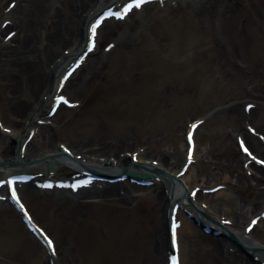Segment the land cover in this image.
Returning a JSON list of instances; mask_svg holds the SVG:
<instances>
[{"label":"rangeland","instance_id":"1","mask_svg":"<svg viewBox=\"0 0 264 264\" xmlns=\"http://www.w3.org/2000/svg\"><path fill=\"white\" fill-rule=\"evenodd\" d=\"M227 1L172 0L160 7L147 6L122 23H105L100 30L99 48L63 92L80 106L72 110L60 108L50 120L52 127L40 128L32 140V149H40L46 135L51 136L55 153L61 152L60 144L76 153L80 146L97 139L106 145L104 157L117 152L130 160L131 154L145 151L148 163L153 159L177 170L185 157L184 133L188 123L202 120L196 131L198 163L190 174V188L225 184L227 189L219 195L199 192L198 204L209 216L216 214L215 220H230L229 229L233 224L244 229L250 219L247 208L257 193L243 169L246 160L235 140L236 136H249L247 125L264 135V0H237L235 13L215 17L214 12L221 11ZM12 2L3 0L4 10ZM203 2L210 6L213 17L194 15L195 7ZM86 10L88 7L83 12ZM69 40L71 36L54 49L52 58L70 51ZM109 43L113 48L107 49ZM230 47L235 51L231 58L227 52ZM3 74L0 73V84ZM41 92L40 98L47 97L43 96L44 90ZM24 93L23 98L28 94ZM6 96L0 85V114L6 130L11 132L0 133L11 136L15 126ZM247 104H254L257 112L248 122H238L231 110L244 113ZM41 112L39 117L43 118L48 111L44 108ZM36 119L31 122L36 124ZM251 140L263 150L260 140L252 136ZM3 143L10 141L4 139ZM41 153H32L31 159L43 157ZM27 171L40 172L37 168ZM71 173L72 170L61 168L57 174L62 177ZM240 173L251 181L242 182ZM118 191L115 187L107 199L92 194L87 200L92 208L83 211L73 208L70 197L61 202L55 192L23 193L22 198L34 219L54 239L56 264H110L107 259L100 263V251L94 246L103 247L100 242L104 239V245L112 239L129 245L132 252L136 250L137 255L129 260L132 264H165L166 253L155 252L149 243L167 237L165 213L151 206L157 194L123 186L120 193L129 199L121 203ZM140 200L147 210L142 218L133 221L130 210ZM201 233L192 224L183 228L182 264H208L207 248L212 244L200 246L192 242V236ZM250 239L256 243L264 241V222ZM218 243L220 248L224 244ZM226 244L234 248L235 258H248L233 243ZM226 248L222 247L225 253ZM0 264H49L44 248L25 230L19 215L7 203L0 206Z\"/></svg>","mask_w":264,"mask_h":264},{"label":"bare ground","instance_id":"2","mask_svg":"<svg viewBox=\"0 0 264 264\" xmlns=\"http://www.w3.org/2000/svg\"><path fill=\"white\" fill-rule=\"evenodd\" d=\"M2 1L3 0H0V22L3 23L5 20H8L9 24L3 29L0 26V73H4L0 85L4 88V91L7 94L6 99L9 107L8 110L13 116L11 123H13L15 127L12 130L13 135L11 136H4L0 133V163L12 160L26 162L32 159H37H31V154L41 150V156L53 152V156L49 160L54 161V174L61 170V168H67L69 170L72 169L73 172L77 173L89 170L105 173L109 176L116 175L118 170L126 167L131 160H128L127 156H118L117 152L112 153L110 157H104L105 155L103 152L105 151L106 145H104V142L97 139L90 140L85 145H82V147L80 146L78 152L74 154L75 157L76 155H80V162L75 163L77 165H82L83 167L81 168L77 167L72 160H69L64 156L60 157V155L55 153V144L50 135L44 136V144L40 149H32V141L26 147L24 152L22 151V146L30 135V131L36 129L33 122H31L32 119L41 115L42 109L47 108L49 105L48 100L52 98L50 95L56 94V82H53V80L58 78V74L63 73L62 71L68 64V60H70L75 53L77 54L82 47L84 38L88 35L87 31H85L86 21L92 19V17L100 12L102 8L107 6L112 7V5H117V3L119 4L125 0H110V2L104 0H14L17 1L18 7L15 5L14 9L9 13L4 12ZM238 6L239 4L237 0H228L222 10L214 12V15L215 17L220 18L226 14L235 13L236 10H238ZM86 7H88V10H86L87 13H84L83 11ZM209 9L210 6L206 5V2L200 3L195 7L194 15L211 18L213 17V12L209 13ZM9 32H15V36L6 41L1 39L3 34L5 38ZM69 36H71V40H69L70 44L72 43L69 54L61 56L57 55V57L52 58L55 55L54 49L65 43L63 41ZM46 47L49 48V51L45 53L44 50ZM227 52L230 54V58L235 54L232 47H230ZM42 90L45 92L43 96H47L45 100L43 97L40 98ZM25 91L28 94L23 98L22 96L25 94ZM231 112L232 115H235L238 122L244 123L248 122L257 111L256 108H254L249 114L245 111L244 113H240L237 109H233ZM51 127V124H49L45 128L50 129ZM244 137L253 153L259 156L260 154L258 153H261L264 157V146L262 150L256 146L250 136L244 135ZM4 139L10 141V143H3ZM43 149L45 150L43 151ZM145 154V151H139L138 163H141L146 168H149V166L156 167L172 176L179 174L180 169L186 164L184 160L181 164L178 163L177 170H174L173 168L168 169L167 163L166 166L161 163L154 166L152 164L153 159L148 163ZM247 159L248 158L246 157V160ZM47 165L48 163L37 162L36 164L22 167H0V176L7 177L13 173H19L27 169L32 170L33 168H37L42 172ZM194 168V165H191L186 174L180 178L187 189H189L192 183L190 182L192 180H190V174ZM250 170L254 171V174L249 178L254 182V189L257 193L254 202L247 208V213H250L251 216L257 215L259 210L262 211L264 209V169L252 166L250 167ZM46 173H48V171H46ZM239 177L242 182L248 183L251 181L249 178H245L241 173L239 174ZM153 184L154 185L150 186V188L141 187V189L147 192L157 194L156 200L151 203V206L155 207L160 212L165 213L166 209L171 204L170 202H176L181 204L182 209L190 211L184 201L176 200L180 194L176 192V190L180 191L179 183L174 182L173 184L161 177L159 182L153 180ZM97 185L101 187V190L97 189ZM125 185L129 188L137 187L124 181L111 184L101 183V185L94 183L89 189H84L76 194L74 197L75 199L73 200V208H78L81 211L86 208H92V205H90L91 202L87 201L92 194L107 199L112 197L115 187L120 190ZM22 188L23 193L27 195H30L33 192H38V194H40V192L30 184H25ZM222 192L223 190L219 191L217 195ZM116 195L119 197L121 203H127L129 197H127L126 194L120 195L119 193ZM58 199L61 202H64L67 200V196L63 195ZM164 199L165 202L163 203ZM143 202V200L138 201V203H136L137 206L133 208L134 210H130L132 212L130 215L132 216L133 221L139 217L142 218V216L145 215L144 210L147 209ZM192 202L196 205V202ZM98 205L101 208L105 207L104 204ZM194 210L196 211L195 216L199 219L200 211H198L197 208H194ZM124 213H126V211ZM238 214L241 213L239 212ZM207 215L210 214L207 212ZM215 216L216 214H214V216L211 215L213 219H215ZM217 220L221 221V217ZM181 222L183 223L178 230L179 233H182L181 231L183 228L185 229L189 227L190 221L181 218ZM226 229L228 230L227 232L237 239L242 244L243 248L246 249L243 250L238 247L240 251H247L246 257L248 258L244 259L239 256V259H237L233 254H229V251L225 253L222 247L227 246L226 249L229 250L232 245L226 244L228 239L224 236H221L220 239H215L213 235L210 237L205 233L193 235L192 242L199 244L200 246L212 244L211 248H207L206 258L208 259V264H260L261 261H264V241L256 243L251 240L243 229H239L237 224H235V226L233 224L232 228L229 229L228 227ZM166 236V238H161L160 241L150 242L149 240V243L151 246L153 245L155 252H159L160 250L165 252L169 250L168 232L166 233ZM94 237L97 238L95 234ZM104 240H102L103 242H100L101 245L103 244V247H100L97 244L94 245L97 246L95 250H98V252L100 251V253H97L100 263H103L105 259H107L110 261V264H132L129 260L131 258L134 259L137 255L136 250L132 252V250L130 251L129 249V245L127 246L125 243L119 241L112 242V239H110L109 244L104 245ZM218 241H220V243L222 241L224 242L221 248ZM101 250L104 255H102ZM251 251H253V253L250 254ZM253 257H256L257 261L253 260ZM45 258H48V260L50 259L47 255V251H45Z\"/></svg>","mask_w":264,"mask_h":264},{"label":"snow or ice","instance_id":"3","mask_svg":"<svg viewBox=\"0 0 264 264\" xmlns=\"http://www.w3.org/2000/svg\"><path fill=\"white\" fill-rule=\"evenodd\" d=\"M147 2H149V0H128L126 6L123 9L117 10V11H111L110 10L107 13V16L108 17H115L117 19H124V18H126V16L128 15V13L131 12L134 8L143 7V5L145 3H147ZM101 23H102V20H98L97 23H96V25H94L92 27L93 37H95L96 32H97V28L100 26ZM93 43H94V41H93ZM60 99L61 100H64L65 98L64 97H60ZM253 107H254V105H252V104H249L248 105V109L249 110H251ZM193 127L195 128L196 125H193ZM252 131L255 132L256 130L255 129H252ZM241 144L242 145L244 144V141L243 140H241ZM244 151L247 152L249 156H252L253 160H256L257 159V157H255L253 155V153L249 150L248 147L245 146L244 147ZM259 162L261 164H264V160H261ZM85 183H88V182L85 181ZM80 186L81 185H77V184L72 185L73 188H79ZM47 187H51V185H47ZM21 207H22V205H21ZM29 219H31V218L29 217ZM249 230L251 231V229H249ZM41 231H43V230H41ZM48 244L51 246V251L53 253H55L56 252V248H55V246H54L53 241L51 240V238H48ZM173 264H179V260L177 258H173Z\"/></svg>","mask_w":264,"mask_h":264},{"label":"water","instance_id":"4","mask_svg":"<svg viewBox=\"0 0 264 264\" xmlns=\"http://www.w3.org/2000/svg\"><path fill=\"white\" fill-rule=\"evenodd\" d=\"M12 165L17 166V165H21V163H18V162H12ZM122 172H123V173H126L127 170L125 169V170H123ZM96 174L99 175V176L102 175V174L100 175V174H98V173H96ZM103 176H105V175H103ZM127 176H129V177L131 176V177L136 178V179H138V180H140V179H143V180H144V179H150L151 177H153V175H151V174L149 175V174H143V173H142V174H140V175H137V174H135V173H131V172L128 173ZM237 244L240 245L238 242H237Z\"/></svg>","mask_w":264,"mask_h":264}]
</instances>
